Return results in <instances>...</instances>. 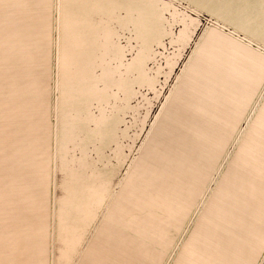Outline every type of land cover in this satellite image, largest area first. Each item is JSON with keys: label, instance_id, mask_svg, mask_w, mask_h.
<instances>
[{"label": "rangeland", "instance_id": "rangeland-1", "mask_svg": "<svg viewBox=\"0 0 264 264\" xmlns=\"http://www.w3.org/2000/svg\"><path fill=\"white\" fill-rule=\"evenodd\" d=\"M0 13L7 262L17 222L38 251L16 264H83L109 214L132 242L107 231L103 252L129 256L140 237L156 264H264V57L237 50L264 54L238 27L264 35V0H0ZM65 17L88 30L62 32ZM84 198L79 225L61 206Z\"/></svg>", "mask_w": 264, "mask_h": 264}, {"label": "crops", "instance_id": "crops-1", "mask_svg": "<svg viewBox=\"0 0 264 264\" xmlns=\"http://www.w3.org/2000/svg\"><path fill=\"white\" fill-rule=\"evenodd\" d=\"M46 3H42L41 4V6H44ZM29 13V12H28ZM64 13H66L67 15H69V14H72V12H70V11H65ZM97 13H101V11H100V9H98L97 8ZM1 14V13H0ZM15 19H17L16 17H15ZM72 20L70 23H67L68 21L67 20ZM33 19H31V21H32ZM75 20V21H74ZM17 21V20H16ZM80 21H82L81 19H77V18H67V17H65V18H63V19H61L60 20V23H63V24H65V26L64 27H62L61 29H62V32H63V30L65 29V27L66 26H71L70 28H81V29H84V30H88V29H86V28H82V27H80V26H75L77 23H79ZM86 21H88V20H86ZM32 22H34V21H32ZM245 21H243L242 23L240 22L237 26L240 28V29H242V30H244V31H246L248 34H246V36H247V38H252V37H259L260 39H262L263 41V43L261 44L262 46H264V35H262V34H259V33H257V30H255L254 28L253 29H250V28H248V26L244 23ZM16 23V22H15ZM14 23V24H15ZM75 24V25H74ZM32 27V26H31ZM33 28V27H32ZM105 28V27H104ZM89 30H91V29H89ZM240 46H242V45H240ZM237 50H241V51H243V52H245V53H248V54H250V55H253V56H257V55H262L263 57H264V54L262 53V52H260V51H250L249 52V50L247 51L246 49H245V47H244V45L242 46V49H237ZM236 50V51H237ZM264 79V78H263ZM263 81V80H262ZM257 91V90H256ZM256 93V92H255ZM263 105V104H262ZM262 107V106H261ZM261 109V108H260ZM260 111V110H259ZM259 113V112H258ZM257 116V115H256ZM254 121V120H253ZM253 121H252V123H253ZM251 126H252V124H251ZM251 126H250V128H251ZM250 130V129H249ZM249 132V131H248ZM245 140V139H244ZM97 181H100V180H97ZM101 182H106V181H100L99 183H101ZM107 183L108 182H106V186H107ZM105 186V190L107 189V187ZM104 194H105V192H104ZM105 196V195H104ZM103 199H104V197H103ZM9 200H10V198H9ZM85 200V198L81 201L82 202V205H80L79 206V203H74L73 205H72V207L71 206H69V204L67 203L66 204V202H65V205H62L61 206V210L62 209H64L65 207H66V209H71V210H73V212L74 211H76V213H77V219H80L81 221L79 222V225L80 224H85V222H83V219L80 217V215L82 214L80 211L82 210V208L83 207H86V206H88V203H85V202H83ZM122 202V201H121ZM120 202V203H121ZM101 203H102V201H101ZM101 203H99L98 204V207H99V205L101 204ZM118 204V203H117ZM116 203L110 208V211H109V213H111V209H113L116 205H117ZM30 204H28L27 206H29ZM2 207V205L0 206V208ZM97 207V208H98ZM97 208L96 209H94V214H95V212H96V210H97ZM85 209V208H84ZM94 214H93V216L89 219V221L87 222V225L90 223V221L93 219V217H94ZM64 215H70V214H64ZM63 216V215H62ZM76 220V219H75ZM8 222V221H7ZM75 222V221H74ZM73 222V223H74ZM73 223H71V224H73ZM8 226V223H6L5 222V226ZM68 225H70V223L68 222ZM67 226V225H66ZM65 226V227H66ZM85 226V225H84ZM14 227H15V229H16V232H14L15 234H16V236H17V238H16V240H15V248H14V256H13V261L11 262V263H9V262H7L6 261V259H8V255H9V251H10V247H9V234H7V232L6 231H4L3 232V235H2V233H1V235H2V244H3V246H1L0 245V264H16L17 262H18V260H19V258L20 257H23V259L25 260V263H30V256L34 253V252H36V251H38L37 249V247L36 246H34V241H33V232L32 231H34V229L32 228V227H29L30 229L32 228V230H31V232H30V230L28 231V229H27V234L23 237V236H21L19 233H18V231H20L21 229H20V226H18V223L16 222V223H14ZM19 227V228H18ZM28 227V224L26 225V228ZM86 227V226H85ZM84 227V228H85ZM83 228V229H84ZM106 230L104 229L103 231H101V234H99L98 235V237H97V239H96V242H94V244L89 248V250H88V253L86 254V257H85V259H84V261H83V264H97V263H93V261H94V259H98V258H100V257H104L105 259H107V260H109L110 262H108V263H102V264H125V263H123V259H127V257H129L130 259V264H140L141 262H142V264H143V259H144V256H143V253L144 254H148V253H152V254H154L155 256H156V261L155 262H153L152 264H156V262L160 259V256H158L159 254H158V251H156V250H153V248L152 247H150V246H148V243H147V245H140V243L138 242V240H140L141 238L139 237H137L136 238V240H135V242H133L132 244L134 245V247L136 248H132L133 249V251L131 250L130 251V249H129V252H130V255L129 256H127V254L126 253H123L122 254V252H120V250L118 249V248H114V247H109V248H107L109 251H107V252H103L104 250H102V247H101V244L103 243L102 242V239H104V235L106 234V232L107 231H109V233L110 234H113V236L115 237V235L117 234V235H119V236H124L125 237V239L126 240H131V242H132V238L131 237H126V235L123 233V231L122 230H120L119 229V227H116V224H111V226H110V223H109V214H108V223H107V225H106ZM115 228V229H114ZM119 230H118V229ZM118 231H117V230ZM65 230V229H64ZM63 230V232H62V239H63V246H64V250L65 251H70V250H75L76 248H77V246L79 245V243H80V241L75 245V246H72L71 248L70 247H66V243H65V239H66V234H65V232L66 231H64ZM85 230V229H84ZM83 230V231H84ZM82 235H83V232H82V234L80 235L81 236V239H82ZM118 238H116L115 239V241L117 240ZM21 240V241H20ZM114 241V243H116ZM112 243V242H111ZM25 245H27L26 247H24ZM143 250H145L146 252H143ZM259 250V249H258ZM138 255V256H137ZM256 253L255 254H253V256H255L256 257ZM255 257L254 258H252V264H253V262H254V259H255ZM68 259V258H67ZM66 259V260H67ZM138 260V261H137ZM148 260V259H147ZM147 260H145V263L144 264H147ZM116 261H118V262H116ZM141 261V262H140ZM140 262V263H139ZM177 264H179V263H177Z\"/></svg>", "mask_w": 264, "mask_h": 264}, {"label": "bare ground", "instance_id": "bare-ground-1", "mask_svg": "<svg viewBox=\"0 0 264 264\" xmlns=\"http://www.w3.org/2000/svg\"><path fill=\"white\" fill-rule=\"evenodd\" d=\"M70 31H71V29H70ZM75 32H76V31H75ZM62 44H63V43H62ZM100 47H101V46H100ZM102 47H103V46H102ZM63 55H64V54H62V56H63ZM62 56H61V57H62ZM91 64H92V63H91ZM92 65H93V64H92ZM86 72H87V71H86ZM104 75H105V74H104ZM84 78H85V77H84ZM97 78H98V77H97Z\"/></svg>", "mask_w": 264, "mask_h": 264}]
</instances>
